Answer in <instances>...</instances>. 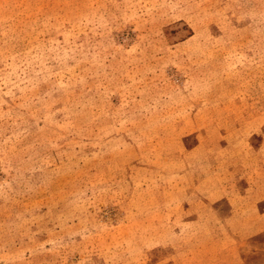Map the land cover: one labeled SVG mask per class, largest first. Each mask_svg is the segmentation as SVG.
<instances>
[{"label":"rangeland","instance_id":"374dc122","mask_svg":"<svg viewBox=\"0 0 264 264\" xmlns=\"http://www.w3.org/2000/svg\"><path fill=\"white\" fill-rule=\"evenodd\" d=\"M0 264H264V0H0Z\"/></svg>","mask_w":264,"mask_h":264}]
</instances>
